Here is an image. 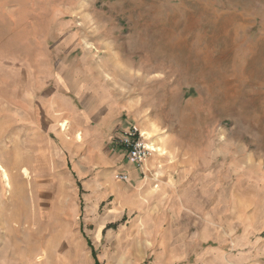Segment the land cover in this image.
Returning a JSON list of instances; mask_svg holds the SVG:
<instances>
[{
  "label": "rangeland",
  "instance_id": "rangeland-1",
  "mask_svg": "<svg viewBox=\"0 0 264 264\" xmlns=\"http://www.w3.org/2000/svg\"><path fill=\"white\" fill-rule=\"evenodd\" d=\"M0 164V264H264V0H0Z\"/></svg>",
  "mask_w": 264,
  "mask_h": 264
},
{
  "label": "crops",
  "instance_id": "crops-1",
  "mask_svg": "<svg viewBox=\"0 0 264 264\" xmlns=\"http://www.w3.org/2000/svg\"><path fill=\"white\" fill-rule=\"evenodd\" d=\"M102 114H105V115L100 117L99 116L100 111H99L98 117H95V118H94V114H92L90 117L85 116L83 114L84 119H83V124L81 125V127L87 129L86 130L87 131L86 140L89 141V144H87V149L84 150V153H87L88 151H93L92 152L93 155L101 154L102 148L105 147L106 142H108L107 141L108 136L112 133V131H114L115 126H117L118 122L120 124V121H118L117 118H115V117H118V114H116L115 112H112L110 115H106V113H102ZM107 119H109L108 122H106ZM111 125L114 126V129H111L112 128ZM82 128L80 129V131L82 130ZM116 128L118 129L119 127H116ZM78 132H76V134ZM152 157L154 158V155L148 159L146 158L147 162L145 161L144 168L148 169L149 167H152L155 164L154 161L152 160L153 159ZM113 165L114 166L116 165L119 171L123 173H127L136 182H139L140 179H143L142 173L144 174L146 171L144 170V168L143 169L136 168L132 162L120 163V158H117L115 162L113 163Z\"/></svg>",
  "mask_w": 264,
  "mask_h": 264
},
{
  "label": "built area",
  "instance_id": "built-area-1",
  "mask_svg": "<svg viewBox=\"0 0 264 264\" xmlns=\"http://www.w3.org/2000/svg\"><path fill=\"white\" fill-rule=\"evenodd\" d=\"M125 152V156L135 166L140 167L145 159L150 156L155 150L144 139L142 132L135 126L130 125L115 139ZM119 178L122 180H128L127 174H120Z\"/></svg>",
  "mask_w": 264,
  "mask_h": 264
},
{
  "label": "bare ground",
  "instance_id": "bare-ground-1",
  "mask_svg": "<svg viewBox=\"0 0 264 264\" xmlns=\"http://www.w3.org/2000/svg\"><path fill=\"white\" fill-rule=\"evenodd\" d=\"M60 126L62 127V130H65V128H66V122H61L60 123ZM75 138H76L77 141H81V138H82L81 137V133L78 132L76 134ZM0 169L3 170V168L1 167V164H0ZM4 173H5V171H4Z\"/></svg>",
  "mask_w": 264,
  "mask_h": 264
},
{
  "label": "trees",
  "instance_id": "trees-1",
  "mask_svg": "<svg viewBox=\"0 0 264 264\" xmlns=\"http://www.w3.org/2000/svg\"><path fill=\"white\" fill-rule=\"evenodd\" d=\"M113 226H114L113 224H112V225L109 224V225L106 226V228H107V227H108V228H109V227H113ZM88 243H90V242L88 241ZM91 253H92V256H93V258H94V263H95V264H99V262H97V259H96V253H95V250H94L93 248H92V252H91Z\"/></svg>",
  "mask_w": 264,
  "mask_h": 264
}]
</instances>
